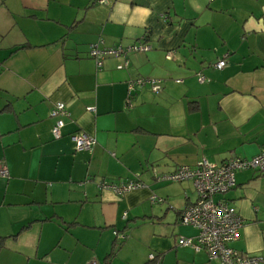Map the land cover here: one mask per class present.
<instances>
[{
    "label": "crops",
    "instance_id": "crops-1",
    "mask_svg": "<svg viewBox=\"0 0 264 264\" xmlns=\"http://www.w3.org/2000/svg\"><path fill=\"white\" fill-rule=\"evenodd\" d=\"M139 44L100 67L89 55ZM138 79L160 90L129 95ZM56 103L69 113L59 139ZM80 132L91 153L75 150ZM263 147L264 0H0V264H218L177 244L196 236L179 223L192 182L153 171ZM129 181L145 187L99 189ZM215 200L243 221L229 246L264 259V173L236 172Z\"/></svg>",
    "mask_w": 264,
    "mask_h": 264
},
{
    "label": "built area",
    "instance_id": "built-area-1",
    "mask_svg": "<svg viewBox=\"0 0 264 264\" xmlns=\"http://www.w3.org/2000/svg\"><path fill=\"white\" fill-rule=\"evenodd\" d=\"M209 2L213 0H208ZM104 4L106 0H95ZM149 47L145 44L131 45L128 47L118 46L110 49H99L98 45L91 47L89 55L95 60L97 67H100L102 60L107 56L122 57L130 52H145ZM128 62H125V66ZM226 65L225 59H221L212 64L216 70H222ZM121 68V67H119ZM199 83L205 81V76L198 75ZM148 86L153 93L160 90L159 81L138 79L128 84L129 95L137 87ZM93 111V108H88ZM51 116L55 118L51 130L53 139L62 136L64 127L63 117H69V113L63 103H56L51 111ZM72 141L76 151L91 153L95 139L83 132L72 136ZM256 170L264 173V147L261 152L251 159L231 158L220 164L210 163L203 159L194 168L182 166L176 171L168 174L157 175L158 181H168L180 183L191 181L196 193L194 203L186 206L179 215V223L183 226L192 227L196 231L194 238H179L178 246L190 247L195 252L204 251L209 261H216L218 264H263L264 259L246 253L238 252L229 246L239 238V230L243 221L223 200H215L216 197L227 193L235 186V174L238 171ZM0 176L7 177L5 167H0ZM145 185L139 181H129L121 186H115L106 182H101L99 189H112L118 195H123L137 188H144ZM152 201H161L155 196ZM150 261L155 259L153 254L148 256ZM90 264H96L91 262Z\"/></svg>",
    "mask_w": 264,
    "mask_h": 264
},
{
    "label": "trees",
    "instance_id": "trees-1",
    "mask_svg": "<svg viewBox=\"0 0 264 264\" xmlns=\"http://www.w3.org/2000/svg\"><path fill=\"white\" fill-rule=\"evenodd\" d=\"M93 1L95 2V0H93ZM154 173L157 174L156 172L153 171V175H154ZM157 175H158V174H157ZM161 175H162V174H161ZM154 177H155V176H154ZM155 179H156V178H155ZM139 182H140V181H139ZM164 182H168V181H164ZM168 183H172V182H168ZM160 202H161V201H160ZM180 213H181V212H180ZM188 227H189V226H188Z\"/></svg>",
    "mask_w": 264,
    "mask_h": 264
},
{
    "label": "rangeland",
    "instance_id": "rangeland-1",
    "mask_svg": "<svg viewBox=\"0 0 264 264\" xmlns=\"http://www.w3.org/2000/svg\"><path fill=\"white\" fill-rule=\"evenodd\" d=\"M138 88H140V87H138Z\"/></svg>",
    "mask_w": 264,
    "mask_h": 264
}]
</instances>
